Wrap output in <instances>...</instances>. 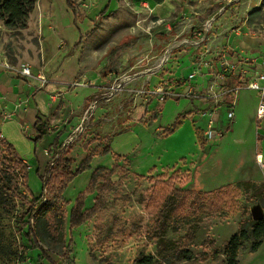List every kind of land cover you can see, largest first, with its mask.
I'll use <instances>...</instances> for the list:
<instances>
[{"label": "rangeland", "instance_id": "rangeland-1", "mask_svg": "<svg viewBox=\"0 0 264 264\" xmlns=\"http://www.w3.org/2000/svg\"><path fill=\"white\" fill-rule=\"evenodd\" d=\"M208 22L212 25L207 30ZM239 26L258 39L256 51L264 63V0H37L25 26L9 28L0 19V75L15 78L13 83L29 84L30 92L22 96L29 98L34 92L30 102L44 107L51 122V136L37 144L34 128H23L30 123L25 114L29 103L20 101L22 111L9 119L5 114L13 112L15 104H0V123L6 120L2 131L30 165L26 181L22 167L13 170L11 157L1 152L6 145L0 144V166L11 170L12 179L11 190L9 182L6 188L0 183V264H52L29 240L24 195L30 199V192L38 195L42 191L37 168L46 175L47 166L60 151L70 152L76 170L91 153L107 145L127 160L120 161L121 168L113 176L116 184L104 194L99 216L70 228L76 197L97 167H112L115 158L111 153L92 157L90 169L81 171L64 199L57 202L63 239L37 225L45 239L41 245L52 260L59 264H133L141 253L156 254L159 240H148L145 235L151 218L142 203L151 183L140 175L148 176L153 166L157 168L154 176L176 166L191 174L187 189L209 191L232 184L238 196L236 213L231 210L234 205H225L202 216L191 246L194 257L174 264H227L223 254L203 261V241L215 239L222 250L239 223L253 219V209L264 213V120L256 119V91L244 86L238 93L230 91L239 81L243 84V79L232 83L229 73L228 80H217L221 87L216 88L219 71L210 77L201 65L208 62L203 53H215L212 60L220 59L219 52L227 47L220 44L223 35ZM27 65L34 68L33 76L21 73ZM196 69L200 72L190 80ZM113 73L133 78L83 122L85 109L105 90ZM189 83L195 89L193 96L185 95ZM223 91L228 96L220 94ZM215 95L226 99L217 106L219 126L227 128L228 102L237 101V120L222 139L203 147L195 128H206L208 118L200 113L213 108ZM18 111L24 112V118H19ZM178 117L183 125L167 135ZM94 196H88L89 207ZM187 230V225L169 230L166 238L182 240ZM252 243L253 239L242 246L240 264H264V245L257 253L251 252Z\"/></svg>", "mask_w": 264, "mask_h": 264}, {"label": "trees", "instance_id": "trees-1", "mask_svg": "<svg viewBox=\"0 0 264 264\" xmlns=\"http://www.w3.org/2000/svg\"><path fill=\"white\" fill-rule=\"evenodd\" d=\"M37 0H0V19L9 28L23 27L30 13L34 10ZM158 3L163 0H157ZM232 83L238 79L231 75ZM239 84L237 85H240ZM236 84V83H235ZM181 125L183 119L178 117L175 123L170 127L168 134H173ZM51 122L49 117L40 107H37L36 121L33 124L36 136L34 141L38 144L49 133ZM199 143L205 147L209 141L204 137V131L198 127L195 128ZM6 145L5 150L0 147L1 152H6L13 162V170L22 167L24 170L23 178L28 179L29 165L18 155L16 148L7 139L0 140V144ZM111 153L115 162L112 167L99 166L91 175L86 188L79 192L70 211V228L74 229L99 216V211L104 207V194L110 191L116 184L113 176L120 170L121 160H127L126 155L115 153L107 145L104 149H98L91 153L86 161L76 170L73 169L74 158L69 151H60L54 163H49L46 168V175L41 174V167L37 168V173L42 180V191L37 195L30 192L31 198L24 195V201L27 204L25 216L28 224V237L34 244V248H39L45 258L52 264H59L52 260L48 252L41 245L44 242L39 227L41 225L49 235L63 239V230L61 226V217L56 211V204L64 199V194L71 182L82 171L90 169L92 157ZM184 157L181 159L183 160ZM166 169L163 173L153 175L157 170L153 166L148 172L149 175H140L146 178L151 186L145 191L142 199L145 211L150 216V226L146 229L145 235L148 240H159V247L156 254L141 253L133 264H174L176 261L190 260L194 257L191 246L197 239L200 229L201 218L204 214L215 213L222 210L225 205L233 206L232 212L236 213L235 208L238 193L232 184H227L214 190H192L185 188L191 180V174L176 169L173 166ZM11 170L0 166V183L11 190ZM254 188V187H253ZM15 189V188H13ZM28 190V186H27ZM95 194L93 204L87 205L88 196ZM183 225L188 226L186 235L182 240H171L166 238L169 230H178ZM129 233L128 237L131 238ZM253 239L251 252H256L264 243V216L259 220L244 219L239 223L238 230L225 243L223 249L217 247L215 239H206L203 241V252L201 256L214 258V256L223 254L227 264H240V250L244 243ZM48 245V243H47ZM212 248L210 251L209 248Z\"/></svg>", "mask_w": 264, "mask_h": 264}, {"label": "built area", "instance_id": "built-area-1", "mask_svg": "<svg viewBox=\"0 0 264 264\" xmlns=\"http://www.w3.org/2000/svg\"><path fill=\"white\" fill-rule=\"evenodd\" d=\"M212 25V22H208L207 23V27L206 29L208 30L210 28V26ZM63 42V41H61ZM62 45V44H60ZM59 45V46H60ZM233 51H231V49H227V50H222V52L220 53L221 57L219 59V65H220V71L215 75V86L216 88H220V83L217 82V80L219 79L221 80H228L230 77L228 76V74L230 72L234 73L238 68H239V62L235 61L233 58ZM247 61H244L243 64L241 65V76H238L239 78L243 79L244 82L243 84L240 85H235V87L230 90L233 92L238 93L240 91V89L244 86L248 89L254 90L258 93L259 96V100H258V105H257V109H256V119L257 121H262L264 120V63L260 62L259 64H261L263 67H261L260 69L257 70H253V72L250 74L249 73V69L245 68L243 66L248 65ZM200 72L199 69H196L193 71V73H191L189 75V79L192 80L194 79V77ZM21 73L24 76L30 77L33 76L35 71L34 68L31 66H24L21 70ZM244 75V77L242 76ZM39 79L44 80L45 77L43 75H39L38 77ZM132 76L131 75H118L117 73H113L111 75H109V83L108 85H106L105 90L100 93L99 95H97L88 105V107L86 108L85 112H84V119L83 122H85L86 119H89L95 112V109L102 103H106L109 102L112 97L114 95H116L119 91L124 89V85L126 81L132 80ZM186 87L187 91L185 93L186 96H193L195 95V89L194 86L191 85V83H189ZM229 91V92H230ZM162 93V91H161ZM228 93V91H223L220 94H224V96H226ZM228 96V95H227ZM215 100H214V106L211 110H207V111H202L200 113V117H207L208 121H207V125L206 128L203 130L204 131V137L209 141V143L215 142L216 140H220L223 138L224 133L226 132L227 128L231 125H233V123L236 122L237 120V113H236V106H237V101L232 102L231 104L228 102L225 106V113H226V127L225 130L223 127H220L218 124V115H219V111L217 109V106L219 105L220 102H225L226 99L225 97H219L218 95H215ZM161 99H164V95H162L160 97ZM22 102H18L15 103V109H13V112L10 113H6L5 114V119H9L12 118L13 115H15V112L17 110H21ZM6 121V120H5ZM33 126H31L30 123H26L23 124V128L24 130H30ZM80 128V127H79ZM78 128V129H79ZM3 136L2 131L0 129V138ZM4 137V136H3ZM74 138V137H73ZM1 140V139H0ZM49 150L45 151V154L48 155ZM58 157V155L56 156V158ZM55 158V159H56ZM54 163V159L52 160V164Z\"/></svg>", "mask_w": 264, "mask_h": 264}, {"label": "crops", "instance_id": "crops-1", "mask_svg": "<svg viewBox=\"0 0 264 264\" xmlns=\"http://www.w3.org/2000/svg\"><path fill=\"white\" fill-rule=\"evenodd\" d=\"M242 29H243L242 26H239V28L233 29L229 33H226L225 35H223V39H222V41H220L221 46L227 44L226 45L227 47L221 49V51L219 53H221L222 50H227L229 48V49H231V51H233L232 54H233L234 60L239 62V68L234 73L230 72L233 76H241L240 75L241 71H242L241 65L243 64L244 61L254 62L252 64L247 63L248 65L243 66L245 68H248L249 73L251 74L253 72V70H257V68H255V67L261 62V58H262V57H258V54L256 51L258 48L257 47L258 46V43H257L258 39L255 37L254 34H250V33H247L245 31H242ZM205 48H206V46H204L203 49H205ZM214 54H209V53H203L202 54L203 59L208 60V62L201 65L202 70L204 72H207L208 75H210V77L212 76V73L214 74V71H220L219 60H217V61H215V59L212 60ZM259 68H261L260 65H258V69ZM2 76L3 75L1 74L0 75V104L4 103L5 105L12 107L15 103H18L20 101H23L24 103L28 102L29 104H27V110H26L25 114L27 115L29 122L34 124L36 121L37 107H39L40 104L35 102V100L33 102H30V100H32V98H33L32 96L34 95V92L30 93L29 98L24 99V97L22 96V95H24L23 94L24 92H25V94L30 92V90H31L29 88L30 85L27 84L28 87H26V85L23 86L19 82L13 83L14 82L13 79L15 80V78H13V77L3 78ZM242 76L244 77V75H242ZM239 79L241 80V78H239ZM23 83L25 84V82H23ZM12 84L14 86L13 88L15 89V91L11 92L10 90H11ZM37 97L38 96L35 95L36 99H37ZM41 109L46 114V112L44 111V107L41 106ZM256 109H257V106H256ZM21 111L20 112L18 111V116L20 119L24 118L23 117L24 112H21ZM0 118H2L1 115H0ZM4 122H5V120H3L2 123H0L1 131H2V124ZM2 134H3L4 138L7 139L6 136L4 135L3 131H2ZM47 136H51V135L47 134ZM50 143L51 142H48L47 144L49 145ZM48 145H46V146H48ZM45 151H46V149L44 148V154H45ZM40 160L42 163L43 160L41 158H40ZM263 245H264V243L256 251L257 253L260 252Z\"/></svg>", "mask_w": 264, "mask_h": 264}, {"label": "water", "instance_id": "water-1", "mask_svg": "<svg viewBox=\"0 0 264 264\" xmlns=\"http://www.w3.org/2000/svg\"><path fill=\"white\" fill-rule=\"evenodd\" d=\"M252 216L254 220H259L264 216V213L260 209L255 208L252 211Z\"/></svg>", "mask_w": 264, "mask_h": 264}]
</instances>
